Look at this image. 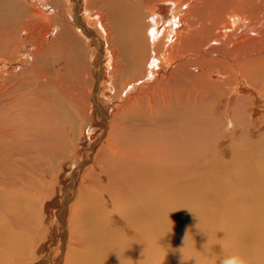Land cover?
<instances>
[{
	"label": "bare ground",
	"instance_id": "obj_1",
	"mask_svg": "<svg viewBox=\"0 0 264 264\" xmlns=\"http://www.w3.org/2000/svg\"><path fill=\"white\" fill-rule=\"evenodd\" d=\"M45 1L0 0V112H8L10 116L7 119L11 118L2 121L3 124L0 122V140L3 141L0 146V171L7 168V173L15 172L9 167L12 164L8 162L9 152H18L20 140L25 136L33 140L39 151L52 154L69 141L68 131L63 133L64 141L55 144L51 134H46L60 135L55 131L60 105H46V101L39 96L41 91L47 96L48 91H53V96L63 94L72 100L71 104L77 101L73 106L75 116L79 118L81 114L82 119L88 117L81 93L74 94L79 92L78 89L71 91L67 88L66 79L58 74L59 68L54 59L57 54L66 67L75 65L73 62L76 59L72 58L71 64L70 54L78 57V51L73 54V49L79 43L83 42L82 45L87 47L97 43L101 56L102 65L100 62L96 64L100 69L95 72L94 86L97 88L94 87L91 98L104 119L102 129L109 132L111 127L108 110L101 101L107 105L119 102L122 90L134 91L130 92L127 103L116 108L119 115L143 110L141 117L133 116L134 120L132 117L127 123L114 125L109 132L112 142L107 141L105 149L100 148L97 153H88L89 158L77 168L75 165L70 172L74 180V184L71 182L73 191L77 184L74 177L83 170L86 175L92 172L102 178L104 170L108 169L113 174L111 184L118 186V196L107 190L97 193L103 200L96 196L86 200L81 197L80 204L84 205H80L83 209L82 236L78 233L80 243H75L74 247L83 250L73 264H221L233 250L241 251L248 264H264V133L257 141L246 135L250 134L247 126L257 130L262 125L260 122L264 121V99L259 98L256 92L258 89L264 91L261 84L264 78L261 74L264 71V0H253V3L231 0L241 6L239 11L230 9L229 0H180L171 14L165 6H158L161 10L158 15L154 14L156 4L153 0H132L128 4L124 0H74L73 4L72 0H47L48 5ZM197 1L201 5H195ZM173 2L177 3L176 0ZM57 3L66 7L67 11H63ZM182 3L192 9L185 17L186 28L181 20L177 21ZM120 4L126 11L139 7L140 14L137 15L138 11L134 13V25L128 26L129 20H125L126 14ZM209 4L214 10L207 20L199 24L195 18L188 20V15L192 18L194 12L200 14L203 11L205 14ZM7 7L17 9L15 20L8 21L12 13H16L8 8L7 15L4 14ZM96 9L98 11L92 15ZM83 12H88L90 16H84ZM114 13H117V18ZM92 23L101 30V37L91 29ZM182 30L185 36L178 35ZM53 32L55 36L50 39ZM131 44L135 46L136 63L131 60L132 56L127 58ZM148 50L150 57L147 56ZM77 62V65L81 64L79 68L84 67L85 63ZM143 63L146 64L145 69L143 67L146 71L144 81L149 80L145 88L139 91L135 88L139 81L124 82L122 89L120 85H107L110 72L122 80L126 70L142 67ZM251 68L256 79L261 77L262 82L256 80L253 74L249 77ZM30 79L34 80V84L25 87ZM102 79L107 83V90L101 89ZM175 80L181 84L190 83L193 92L189 93L190 89L186 91L188 86L175 90ZM259 81L262 87L257 86ZM113 90H116L114 95L111 94ZM19 91H25L24 95L21 96ZM99 92L102 97L96 100ZM233 93L239 97V102L231 112L225 113V117H218L215 114L218 102ZM186 94L187 106L183 108L182 102L186 99L183 95L185 97ZM247 94L255 96L254 100ZM73 95L76 97L73 98ZM103 97L105 100H101ZM246 99L250 100L249 105H245ZM161 108L166 113H174L175 118L161 121V124L157 120L153 122L151 117L147 118V113L155 114ZM31 115V124L22 126L23 117ZM197 125L199 128L196 129ZM151 126L161 129L162 134L148 135ZM204 136L207 137L206 143H203ZM225 153L228 155H223ZM16 161H13L14 168ZM5 163L9 166L6 167ZM23 171L22 175L15 172L22 181L21 177L30 175V171ZM59 176L52 177L53 183L49 182L47 187L37 188L35 194L29 195L32 197L30 201L25 200L29 191H19L18 181L17 185L11 184V180L0 183V264H10L12 259L9 256L13 257L10 247H25L28 243L31 247L28 257L34 260L33 246L37 236L33 233L37 234L39 230L37 224L36 227L30 225L31 220L27 217L36 219L35 216L43 214L46 201L57 194L56 186L61 181ZM27 178V182L31 181ZM106 179L108 182L110 177ZM36 182L42 186L43 181H40L41 184ZM5 184H11L10 189L7 187L10 191ZM92 184L95 185V181ZM101 188L105 190V187ZM121 197L124 199L120 200ZM25 205L28 206L27 211ZM103 211L107 213V219L100 213ZM24 215L27 217L24 218ZM6 225L17 231L19 227H22L21 230L24 228L28 241L18 232V236L10 235ZM219 250L220 253L215 252ZM14 260L16 264H26L20 256Z\"/></svg>",
	"mask_w": 264,
	"mask_h": 264
},
{
	"label": "rangeland",
	"instance_id": "obj_2",
	"mask_svg": "<svg viewBox=\"0 0 264 264\" xmlns=\"http://www.w3.org/2000/svg\"><path fill=\"white\" fill-rule=\"evenodd\" d=\"M124 1L128 4L129 2L132 3L135 0H133V1L132 0H124ZM171 1H174V0H170V1H168V0H153L152 2L154 4H156V6L154 7V14H157L158 15V14L161 13V10H160V8L158 6H161V7L162 6H165L167 8V11L170 12L169 14H171L173 7L175 5H177V4H180L179 3L180 0H176V2H177L176 4L174 2L172 4ZM225 1L226 0H224V2ZM197 2L195 3V5H198L199 4V2L198 3ZM71 3L73 4L74 3V0H72ZM249 3H253V0H249ZM45 4L48 5V1L47 0L45 1ZM58 4L61 6L60 3H57V5ZM210 4H212V3H210ZM210 4L208 5V8H207V6L205 8L208 9V10H206V12H208V11H211V12H208L207 14H206V12L204 14L203 11H201L200 14L194 12L193 13V16L194 17L191 18L188 15V17H187L188 20L189 19L194 20L193 18H195V22L197 24H199V22L202 23V21L207 20L206 18H209V15L212 14V12L214 10V7H215L214 4H212V6H214V7H211ZM227 4H228L229 7H231L230 9H234V11H239L241 9V6H238V4L236 3V1L231 2V0H229L227 2ZM182 5L183 6L180 5V7H179L180 8V14L177 15V21L178 20H181L182 23H183V27L186 28L187 27V24L184 23V21H185V17H186L187 11L189 9H191V8L187 4L182 3ZM199 5H201V4H199ZM223 5H225V4H223ZM11 6H15V4H12ZM120 6H121V9L126 14L125 20H129L128 26L131 25L134 22V20L136 19V16L134 15V13H136V11H138V14L137 15L140 14L139 7L138 6H135V7H133V11H132V8L130 10L126 11V9H125V7H124L123 4H120ZM8 8H11V7H7V9H6V11H5L4 14L8 13ZM61 8H62L63 11H65V10L67 11L66 7L64 8V6H61ZM11 9L16 14L12 13V16L8 18V21H12L13 19L15 20L17 18L16 17L17 16V9H15V8H11ZM95 11H98V9L93 10L91 14L94 15L96 13ZM157 11H158V13H157ZM182 12H184V13H182ZM83 14H84V16H90V14H88V12H87V14L83 12ZM83 14H82V16H83ZM113 16L115 18H117V13H114ZM1 20H2V14L0 15V27H1ZM173 20H174V18H173ZM147 21H150V20L147 19ZM84 23H85V26H86V21H84ZM92 24H90V27H91L92 30H94L93 32L95 34H97L98 37H101V34H100L101 33V30L99 29V27L96 26L94 23H92ZM132 25H134V24H132ZM114 26H116V25L114 24ZM128 26H118V28L128 27ZM180 32H182V34ZM73 33L76 34L75 32H73ZM184 33L185 32H183V30H182V31H179L178 32V35L185 36ZM54 34H55V32L50 33V37L49 38L51 39V37H54L55 36ZM250 36H252V35H250ZM252 37H254V36H252ZM77 40L79 41L78 38H77ZM82 43H79L75 47L73 45V47H74L73 54H74L75 51H78V55H77L78 57L77 58H75L72 54H70L71 55V57H70L71 64H72V61H73L71 59L72 58L74 60L76 59L75 61L76 62L78 61L77 62L78 64L81 63V62L82 63H85L84 67H82V68H79L81 64L80 65H77L76 62H73V64H75V65H71L70 67H66L64 65V60L60 59L59 55L55 54V56L54 55L53 56H54L55 61L57 62L58 68H59L58 74L61 76L62 79H64V80L66 79L67 86H69L67 88H70L71 91H75V89H78L79 92H75L74 94L81 93L82 98H83L81 100H82L83 106H85V108H86L85 110L87 111L88 117H85L84 116L83 117L85 119L84 120V119H82V115L81 114H79V116H80L79 118H77V115L75 116L76 113H75V110H73V106L75 105V103L77 101H75V102H73V104H71L72 103V100L64 97L63 94H61V95L60 94H56L55 96H53V94H52L53 91H48L49 93H48V96H47V93L44 94L41 91L40 94H39V96L41 98H43V100L46 101L45 102L46 105L50 104L53 107H56V104H57V107L60 105V108L58 109L59 112H60V116L57 117L56 120H55V122L56 123L58 122L59 125L55 123L56 124V128H55L56 130L54 129L58 134L60 133V135H58V136L54 135L55 136L54 137V136H52L53 135L52 133H48L47 132L46 134H48V136H49V134H51V136H50L52 138L51 140H53L54 141L53 144H55V143H61V141H64L65 135L63 133H66L67 134V131H68L69 141H65L64 146L61 147V148H59L58 150H56L52 154V153H48L49 151L48 152L47 151H44V150H42V152H41V150L39 151V148L37 147V145L34 146L33 140L32 139H29L28 137L25 136V137L22 138V140H20L21 141V143H20L21 145L18 147V152L17 151L15 153L14 152L13 153H10L9 152V159L10 160L8 162H12V164L10 163V166H9L8 165L9 163L8 164L5 163V166L6 165L9 166L10 167V170L13 168L12 170L15 171V172L18 170L17 171L18 172L17 175H20V174L22 175L24 173V171H23L24 169L27 170V171H30L31 168H32L31 171H33V172L30 171V175H28L29 177H32V178H29L28 176H27L28 178L27 177H21V178H23V181H22V179H20V177L17 176L15 174V172L10 171L11 173H9V172L7 173V171L9 170V169L7 170V168H6V170H2V172L0 171V183L1 184H4V180H11L13 182V183L11 182V184H16L17 181H18L19 183H21V185H23V186H20L19 183H18V185L16 184L17 187H19L18 188L19 191L20 190H23V189L29 191L27 193L28 195H26V197L27 196L28 197L27 198L23 197V198H25L26 201H30L32 199V197H30L29 195L35 194L37 188L42 189V188L47 187L48 184H49V182H52L53 181L52 177L60 175L59 177L61 179V181H60L61 183L59 182V184H57V186H56V188H57L56 189L57 190L56 193L57 194L54 196L53 199H50V201L49 200L46 201L47 203L45 202L49 207L46 204L44 205V209H43L44 211H42L43 214H41L40 216H38V215L35 216L36 219H32L30 217H27L26 215L23 216L24 218L27 217V219H30L31 220V222H29L30 225H34V227H36L35 225L37 224V227H38L37 230H39L38 233H37V234H39V236L37 234L33 233L34 236H37L39 238V239H37V237L35 238L36 239V242H35V244L33 246V249L35 250L34 251V253H35L34 260L32 258L28 257V256H30L31 247H30L29 243L27 242L28 244L24 245L25 247H22V245H18L17 246L18 248L15 247V246L10 247V253L14 257L13 258V257L9 256L10 260L12 259L10 261V264H16V262H15L14 259L17 258V256L22 257L23 260L25 261L24 263H26V264H33V263L34 264H73V262L75 261L76 257L79 256V254H81V252L83 250L82 249L80 251L77 247H76V249L74 247L75 243H76V245H78V242L80 240V239H78V235H79L78 233H80L82 231V229H81L82 227L81 226H82V223H83V217H82V214H83V211L82 210L83 209H82V207H80V205L82 206L83 204H80L81 197L83 196L85 198V200L88 197H95V196L100 199L101 197L97 195L98 191L101 193V192H106L107 190H110V191L112 190V192L114 193V196H116V195L118 196V192H117L118 191V186H115V185H112L111 184V179L113 177V174L108 169L104 170V174H103V177L102 178L100 176L97 177V174L96 173L94 174L92 172H91V174L90 173L87 174V175H89V176H87L85 174V171L84 170L82 171V173H78L74 177L76 179V183H77L76 184V189L74 191L72 190L73 187H71L72 186V183L71 182H73V184H74V180H73V177L71 176L70 172L73 170V168H75L74 167L75 165H76V168H77L79 166V164H81L82 162H84L86 160V158H89V157H87L88 156V153L92 154V153H94L96 151L98 152V150L100 148L101 149H105V147L108 145V142L107 141L112 142L111 139H110L111 136H109V132L112 131V128L113 127H115V126L117 127L121 122H122L121 124H123L124 122L127 123L129 121V119L132 118L133 116H139V117H141V115L143 114V110L131 111L133 114H131V112H126L124 114L122 113L121 115H119L117 113L116 108L119 105H121V104L127 103L129 101V98H130V95H129L130 92H133L134 91V90H131L129 92L128 89L122 90L121 91V94H120V100H119V102L116 101V102H114V104H112V102H111L112 105L111 104H108L107 105V103H104L103 101H101V103H103V106L105 108H107V110H108L107 111V115H109L108 117L110 119V122L109 123H110V127H111V129H110L109 132H108L107 129H102L101 123L104 122L103 121L104 119L97 112V110H96L97 109L96 103H94V100L91 98V92L93 91V89L95 87L94 86L95 85L94 84L95 83V78H96L95 77V72H96V70H99L100 71V69L96 67V64H97V62L98 63L100 62L101 56L99 54V49L96 48V44L97 43H94L95 46H93V47L92 46H89V45L87 47V46H85L86 44L85 45L83 44L84 45L83 46ZM73 47L72 46H69L70 49L73 48ZM84 48L85 49L87 48V49L85 50ZM128 49L129 50H127V51H128V55L130 57L129 56L127 57V55H126V52L127 51L125 52V55H126L125 57L131 59V56H132V59L131 60L134 63H136V60H137L136 56L137 55L135 54L136 52L133 50V49H135L134 44L129 45ZM149 51L150 50H148V54H147L148 57H150L149 56L150 55V52ZM103 53H104V49H103ZM148 61H146L145 63H147ZM145 63H143V65H141L142 67H140V66H138L139 68L136 67L137 69L134 68V70H131V69L126 70L125 71V74L123 75V79L122 80H120L118 77L115 76V74H113V73L110 72L109 74H111V75H108V76L111 79L109 77L107 78V81L109 83L107 84L106 81H104V79H102L101 82L103 84L101 83V89L104 88L105 90H107L108 88H107L106 84L109 85V86H113V85L114 86H117V85H120V88L122 89L124 87L123 86V83L124 82H127V81L128 82L129 81H139V84L138 83L136 85L133 84V85H135V88L137 90L138 89L141 90L140 88H145L144 86H146V83H149V80L147 82L144 81V78L146 76V75H144V74H146V71L144 70L145 69V66H146ZM101 65H102V63H101ZM143 67H144V69H143ZM69 68H71L72 70L69 71ZM140 68L142 70H140ZM137 72H139V74ZM248 72H250V73L252 72L251 74L248 73V74H250L249 77L252 74H253V76L255 75V72H254V70L252 68ZM263 72L261 74H264ZM112 74L114 75V78H113V75ZM99 75L101 77L103 76L102 74H99ZM135 77L136 78L138 77L137 78L138 80ZM254 77L256 79V76H254ZM260 78L261 77H259V79L258 78L257 79L260 80ZM112 79H114V80H112ZM216 79H218V78H216ZM145 80H147V79H145ZM251 80L255 81L252 78H251ZM262 80L264 82V78ZM262 80H260V81L262 82ZM175 81H176L177 85H175L174 87L173 86H170L171 88L173 87L175 90L179 91L180 89H183V88L185 89L188 86L186 88V91H189V89H190L191 91H189V93L190 92H193L194 88L192 87V85H190V83H189V85H186L187 84L186 82H184V83L181 84L180 82H178V80H175ZM260 81L257 82L258 83V85H257L258 87H262V86H260L261 84L264 85L263 82L260 84ZM104 82H105V84H104ZM116 82H117V84H116ZM142 82L144 84H142ZM33 84H34V80L32 81L30 79L29 80V84L26 83V84H24V86L25 87H31ZM199 84H201V82ZM176 86H178L179 89H177ZM200 86H202V84ZM95 88H97V87H95ZM257 89L258 88H254V90H257ZM32 90H33V88H32ZM113 91L114 92H111L112 95L115 94L116 90H113ZM82 92H84V93H82ZM256 92L258 93L259 98L261 97V99H264V91L263 92H260V89H258ZM18 93H20V95L22 96V94L24 95L25 91L24 92L23 91H21V92L19 91ZM194 94H195V92H194ZM43 95H46L48 99L45 98L46 96H43ZM100 95H101V93L99 92L96 100H98V97H102ZM247 95H249L247 97H249L250 99H253L254 100L255 96L252 97L251 94H247ZM193 96H195V95H193ZM75 97L76 96L73 95V98H75ZM186 97H187V94L185 95V97L183 95V99L186 98ZM101 100H105L104 97ZM238 100H239V97L235 93L223 97L218 102V104H217V107H216V110H215V114L217 113V116L218 117H221V118L222 117H225V113L226 112L229 113V112H231L235 108V106L239 102ZM186 102H187V98L184 99L182 103L186 104ZM245 102L247 103L245 105H249L250 100L249 99H246L244 101V103ZM244 103H243V105H244ZM184 104L182 105L183 108L187 106V104L186 105H184ZM251 105L252 104H250V106ZM142 108H145V107H142ZM249 109H250V107H249ZM185 110L192 111V109H185ZM164 111H165V109L164 108H161V109H159L157 111V113L159 115L157 113L152 114V113L149 112V113L146 114V116H147V118L151 117L150 119H152L153 122H155L157 120L158 122H160V124H161V121H164L165 122L166 119L167 120H169V119L171 120V119L175 118V114L174 113L168 112L169 113L168 114V113H166V111L164 113ZM171 115H173V116H171ZM8 116H10V115H8V112H5V113L4 112H0V122H2V121L4 122V120L7 119ZM152 116H154V117H152ZM211 116L213 117V115H211ZM90 117H93V118H90ZM163 117H164V119H163ZM134 118L135 117H133V120H134ZM121 119L124 120V121H122ZM7 120H11V118H9ZM30 121L32 122V115L29 116L28 118H26L24 116L23 117V124H22V126H24V124H25V127L26 126H29L31 124ZM250 121H251V117L249 118V122ZM259 121H261V119H259ZM3 122H2V124H3ZM188 122H190V121H188ZM262 122H260L262 125L257 130L253 129L251 126H247V127H249L247 129H248V131H250V134L249 133H246V135L247 136H250V138H252L251 140L257 141V138L263 137L262 134L264 133L263 132L264 131V121H262ZM151 127H150V132L147 133L148 135H150V136H153V135L156 136V135L162 134V132H161L162 130L161 129L158 130V129H156L153 126H151ZM197 128H199V125L196 126V129ZM155 133H156V135H155ZM53 137H54V139H53ZM56 137H57V139H56ZM175 137H177V135H175ZM243 137H245V135ZM234 140H236V139H234ZM24 142H25V144H22ZM206 142H207V137L204 136L203 143H206ZM28 143H32L33 145L32 144H28ZM2 144H3V141L0 140V146ZM21 146H22V148H21ZM34 147H35L36 151H35ZM29 149H31V150L29 151ZM36 152L38 153V155H37ZM42 153H45V154H42ZM21 155H24V157L21 156ZM200 155H201V152H200ZM223 155H228V153H225ZM15 156H16V158H15ZM25 156H26V158H25ZM35 156H37V157H35ZM42 157H43V159H41ZM11 158L14 159L13 161L17 160L16 161L17 162V165H16L17 168L16 167L14 168L15 162H13L11 160ZM24 158H25V160H24ZM20 159H22V161ZM39 160H41V161L38 163L37 161H39ZM18 166L21 169L23 168V170L21 171V169ZM26 167L28 169H26ZM15 169H17V170H15ZM6 173H7V175H6ZM10 174H14V175L13 176L12 175L10 176ZM69 174H70V176H69ZM84 174L87 177H89V179ZM95 175H96V178H94L95 180H93L92 177H95ZM14 176H15V178H14ZM34 176H35V178H34ZM16 177H18V179H16ZM47 177L49 178V180H47L48 179ZM107 177H110V180H108V182H109V184L111 186L107 182V179H106ZM25 178H27V180L29 179L31 181L27 182ZM43 179H45V180H43ZM24 180L27 182V184L30 183L29 184V187L27 186L26 182H24ZM104 180H106V181H104ZM36 181H39V183H40V181H43L42 184L40 183L42 186L40 187V185ZM44 181H46V182H44ZM92 181H95L96 184L93 185L92 184ZM100 183L102 185H100ZM11 184H9V185L8 184H5V186L7 185L6 188L9 187V189H10V185ZM45 184H47V185H45ZM31 185L32 186H35V187H32ZM83 186L85 188H89L90 190L89 191L85 190V188ZM100 186L101 187L102 186L105 187V190H104V188L102 189ZM92 189L94 190L93 192H92ZM73 192H74V194H73ZM87 192H89V193H87ZM90 192H91V194H90ZM75 193H77V194H75ZM92 193H93V195H92ZM94 193H96V194H94ZM122 199H124V198L121 197L120 200H122ZM101 200H103V198H101ZM100 203L101 202H99V204ZM77 204H78V207H74V206H77ZM25 208H26V211H27L28 210V206L25 205ZM100 213H103V216H106V219H107V213L105 211L100 212ZM62 214H63V216H60ZM64 218H66V219H64ZM40 221H42V222H40ZM33 222H34V224H33ZM22 224L24 225L25 223H22ZM65 227H67V228H65ZM10 228H11L10 226L6 225V231H8V233L10 235H15V236L20 235V236H22V238L24 240H27L28 241V239L26 238L27 235H26V233L24 231V228L22 229L23 231L20 229L22 227H19L18 228V231L16 229H12V228L10 229ZM20 230L22 231V233L20 232ZM15 231H16V233H15ZM17 232L20 233V234H18ZM23 232H24V234H23ZM33 235H32V237H34ZM81 236H82V234H81ZM82 243H84L83 240H82ZM12 248H14V249H12ZM15 248L17 250H15ZM21 248H24V250H21ZM82 248H85V247L82 246ZM11 249H12V251H11ZM220 251L221 250L215 251V252L216 253H220ZM13 254H16L17 256H15ZM13 262H15V263H13Z\"/></svg>",
	"mask_w": 264,
	"mask_h": 264
},
{
	"label": "clouds",
	"instance_id": "obj_3",
	"mask_svg": "<svg viewBox=\"0 0 264 264\" xmlns=\"http://www.w3.org/2000/svg\"><path fill=\"white\" fill-rule=\"evenodd\" d=\"M185 242H186V238H185V241H184V245H185ZM208 242H209V239H208V241H207L206 244H208ZM205 245H204V249H205ZM221 264H248V262H247L246 256L241 251H239V250H233V251L229 252L224 257V259L221 261Z\"/></svg>",
	"mask_w": 264,
	"mask_h": 264
}]
</instances>
